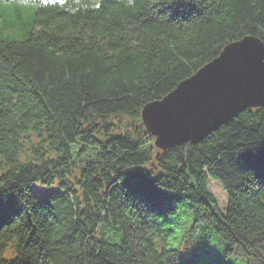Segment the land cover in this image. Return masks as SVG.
I'll return each mask as SVG.
<instances>
[{"label": "trees", "instance_id": "16d2710c", "mask_svg": "<svg viewBox=\"0 0 264 264\" xmlns=\"http://www.w3.org/2000/svg\"><path fill=\"white\" fill-rule=\"evenodd\" d=\"M0 1L38 3L0 14V264H195L159 242L181 205L199 241L264 264V107L165 150L140 115L226 44L264 42V0Z\"/></svg>", "mask_w": 264, "mask_h": 264}, {"label": "water", "instance_id": "95a60500", "mask_svg": "<svg viewBox=\"0 0 264 264\" xmlns=\"http://www.w3.org/2000/svg\"><path fill=\"white\" fill-rule=\"evenodd\" d=\"M264 107V42L246 35L182 80L162 99L148 102L141 119L161 150L197 143L248 108Z\"/></svg>", "mask_w": 264, "mask_h": 264}, {"label": "rangeland", "instance_id": "374dc122", "mask_svg": "<svg viewBox=\"0 0 264 264\" xmlns=\"http://www.w3.org/2000/svg\"><path fill=\"white\" fill-rule=\"evenodd\" d=\"M37 4V2L27 1H0V14H6L10 9L15 8L22 12L26 20H29ZM208 185L220 210L224 211L227 206L225 191L216 180L210 179ZM58 189L57 184L51 187L35 184L32 193L37 198L43 199L48 193ZM158 221L163 235L162 239L159 240L160 244H164L167 248H179L182 254L191 257L195 264H251L246 257L238 254L235 250L230 253L231 257L225 256L229 246L228 243L221 241L218 234L207 238V240L204 239L205 241H199L198 238L202 237L201 233L193 234L190 232L193 216L187 205H181L178 208L174 222L164 221V218ZM168 229H172V231L167 233Z\"/></svg>", "mask_w": 264, "mask_h": 264}]
</instances>
